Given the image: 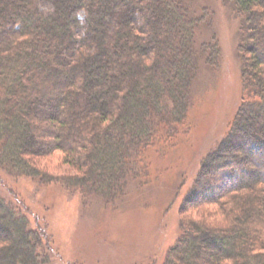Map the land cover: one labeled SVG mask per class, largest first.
<instances>
[{"label": "trees", "instance_id": "obj_1", "mask_svg": "<svg viewBox=\"0 0 264 264\" xmlns=\"http://www.w3.org/2000/svg\"><path fill=\"white\" fill-rule=\"evenodd\" d=\"M225 1L243 17L242 88L259 99L241 102L181 195V212L211 206L215 219L180 217L162 264H264V0ZM202 12L193 0H0V168L122 200L145 149L186 121L200 66L218 65L216 35L196 40ZM56 153L57 175L39 165ZM42 230L0 197V264H49Z\"/></svg>", "mask_w": 264, "mask_h": 264}, {"label": "rangeland", "instance_id": "obj_2", "mask_svg": "<svg viewBox=\"0 0 264 264\" xmlns=\"http://www.w3.org/2000/svg\"><path fill=\"white\" fill-rule=\"evenodd\" d=\"M193 6L210 17L198 28L197 43L216 35L220 60L217 66H200L186 121L172 137L165 135L145 149V174L129 184L122 200L108 204L100 197L84 198L60 184H43L0 168V197L26 213L33 227L43 229L49 264H162L180 233V217L186 214L181 212V195L192 184L200 160L229 133L241 102L259 99L242 88V14L225 0H193ZM59 157L56 153L39 165L61 174L67 167ZM210 207L191 208L186 216L201 220L207 215L213 221Z\"/></svg>", "mask_w": 264, "mask_h": 264}]
</instances>
